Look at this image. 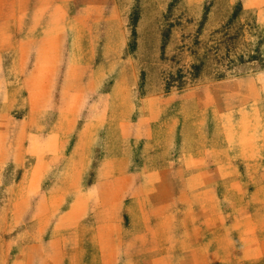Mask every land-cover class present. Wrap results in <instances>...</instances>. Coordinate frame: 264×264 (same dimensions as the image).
Segmentation results:
<instances>
[{
    "label": "rangeland",
    "instance_id": "1",
    "mask_svg": "<svg viewBox=\"0 0 264 264\" xmlns=\"http://www.w3.org/2000/svg\"><path fill=\"white\" fill-rule=\"evenodd\" d=\"M251 244L264 0H0V264H231Z\"/></svg>",
    "mask_w": 264,
    "mask_h": 264
},
{
    "label": "crops",
    "instance_id": "2",
    "mask_svg": "<svg viewBox=\"0 0 264 264\" xmlns=\"http://www.w3.org/2000/svg\"><path fill=\"white\" fill-rule=\"evenodd\" d=\"M246 250L251 253L242 255L238 260L234 259L231 264H264V244H251Z\"/></svg>",
    "mask_w": 264,
    "mask_h": 264
}]
</instances>
